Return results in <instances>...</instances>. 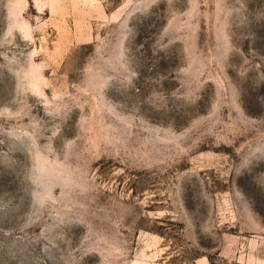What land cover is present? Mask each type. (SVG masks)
<instances>
[{
    "label": "rangeland",
    "instance_id": "obj_1",
    "mask_svg": "<svg viewBox=\"0 0 264 264\" xmlns=\"http://www.w3.org/2000/svg\"><path fill=\"white\" fill-rule=\"evenodd\" d=\"M0 264H264V0H0Z\"/></svg>",
    "mask_w": 264,
    "mask_h": 264
}]
</instances>
